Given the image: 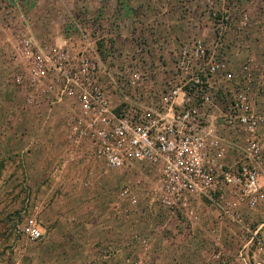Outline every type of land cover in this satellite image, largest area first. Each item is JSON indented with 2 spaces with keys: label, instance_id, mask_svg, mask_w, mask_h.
Listing matches in <instances>:
<instances>
[{
  "label": "rangeland",
  "instance_id": "obj_1",
  "mask_svg": "<svg viewBox=\"0 0 264 264\" xmlns=\"http://www.w3.org/2000/svg\"><path fill=\"white\" fill-rule=\"evenodd\" d=\"M223 14L233 23L224 31L222 50L235 77L233 84L223 76L213 78L211 90L219 108L242 87L243 66L249 64L256 78L264 74V0H0V264H76L79 242L94 247L136 243L130 256L141 264H241L234 254L247 235L221 206L235 204L246 224L256 228L264 224V196L253 208L220 182L213 191L218 204L204 198L192 202L191 214L184 209L171 212L150 201L157 177L148 166L111 171L102 163L94 170L88 163L65 164L70 105L53 106L44 95L33 101L29 89L16 82L25 66L18 50L27 34L49 47L96 42L102 70L111 71L101 78L109 92L118 91L112 88L114 78L137 69L144 73L145 84L152 82L160 90L175 73L173 50L192 38L166 35L206 28L214 34L208 42L215 49ZM203 18L209 22L203 25ZM252 29L259 34L254 40ZM223 85L232 91L225 93ZM251 98L255 110L264 114V90L252 87ZM209 113L213 119L219 111ZM261 134L264 145V125ZM242 158L234 150L229 164L236 169ZM75 178L83 184H70ZM128 183L140 196L135 204L119 194ZM261 183L264 191V172ZM30 218L44 232L39 240L22 235ZM138 237L146 238L147 245ZM101 252L96 251L100 264Z\"/></svg>",
  "mask_w": 264,
  "mask_h": 264
},
{
  "label": "built area",
  "instance_id": "obj_2",
  "mask_svg": "<svg viewBox=\"0 0 264 264\" xmlns=\"http://www.w3.org/2000/svg\"><path fill=\"white\" fill-rule=\"evenodd\" d=\"M232 25L228 14H223L215 49L200 37L174 49L175 73L160 90L152 82L145 84L144 73L138 69L120 80L114 78L121 95L117 104L101 80L108 71L102 70L100 50L90 40L49 47L24 35L18 55L25 66L16 82L29 89L31 100L44 95L53 106L70 105L69 155L63 163L86 157L101 161L111 171L148 166L157 177L150 201L171 212L184 209L191 214L192 202L204 198L218 204L213 191L220 182L239 202L254 208L264 196V114L255 110L251 89L264 90V74L256 78L249 64L243 66V85L226 97L223 108L217 106L211 90L215 76H223L229 84L235 77L222 51L224 31ZM221 88L225 93L232 91L229 85ZM213 108L219 114L211 119ZM232 150L243 154L236 169L227 162ZM135 190L128 183L119 194L135 204L140 199ZM234 206L221 207L247 235L238 252L239 262L264 264V224L251 228ZM43 233L34 218L22 227V235L32 241ZM137 240L147 245L146 238ZM253 249L254 256L250 255ZM216 259L222 260L221 251Z\"/></svg>",
  "mask_w": 264,
  "mask_h": 264
},
{
  "label": "crops",
  "instance_id": "obj_3",
  "mask_svg": "<svg viewBox=\"0 0 264 264\" xmlns=\"http://www.w3.org/2000/svg\"><path fill=\"white\" fill-rule=\"evenodd\" d=\"M191 9L194 10L195 8L192 7ZM205 22H209V20H207V19L205 20V18H203V20H202L203 25L205 24ZM252 31H253V33L251 35L249 34L250 40L251 39L254 40L255 37H257L259 35L258 33L254 32V29H252ZM128 33H129V35H131L130 32H128ZM128 33L125 32L126 35ZM111 35H113V34H111ZM198 36L200 38L204 39L209 44L208 41L212 40L214 34L212 36L211 32L208 33L206 28H202L199 33L194 32V31L192 32L191 30L189 31L188 29H185V30L181 29L179 32H171V34L166 35V37L173 38V39L175 37H177L178 39H187L189 37L193 38V37H198ZM113 37H116V36L113 35ZM108 73L111 74V71H108ZM119 80H120V78H119ZM106 85L107 84L105 82V86ZM112 88L116 89V86L113 84ZM109 93H110V96H111L114 104H117L121 99L120 92L115 90V91H110ZM261 105H262V107H264V102L261 103ZM233 151L234 150H232L228 153V157H227L228 163L232 162ZM74 162L75 163L73 165H76L77 167H80V165L82 166V164H84V163H88L89 167L93 170L97 165L99 166L102 163L101 161L96 160V159L92 160L91 162H84V161L80 162L79 160H76ZM70 182H71L70 184H75L76 187L83 184V182L81 181L80 178H75L74 180H71ZM86 182L90 183V180H87ZM120 231L122 232L123 230H120ZM231 243H232V241H231ZM198 245H200V244H198ZM75 246L77 249L82 250L80 253L81 256L76 258V260H75L76 264H100L97 262H98V259H101V257L98 254H96V251L100 250V252H101L102 249H105V251L101 252V255L103 256L102 257L103 262L101 264H141V261H142L140 259H137V258L130 256V251H131V249L136 248V243L130 244L128 242L127 243H125V242L124 243L114 242V243H112V246H110L108 244H105V245L103 244L102 246H99L100 247L99 248L98 246L94 247V245H92V244L79 242V243H76ZM83 250H85V251L83 252ZM127 250L129 251L128 254L124 255ZM234 256H235V259H238V261H240V259L238 258V252L237 253L235 252ZM152 263H156V261H153Z\"/></svg>",
  "mask_w": 264,
  "mask_h": 264
}]
</instances>
